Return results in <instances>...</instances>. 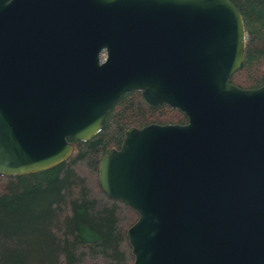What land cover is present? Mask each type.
I'll use <instances>...</instances> for the list:
<instances>
[{"label": "water", "instance_id": "95a60500", "mask_svg": "<svg viewBox=\"0 0 264 264\" xmlns=\"http://www.w3.org/2000/svg\"><path fill=\"white\" fill-rule=\"evenodd\" d=\"M230 0H0V175L54 167L122 95L186 123L129 127L98 181L138 219L132 264H264V85Z\"/></svg>", "mask_w": 264, "mask_h": 264}, {"label": "trees", "instance_id": "16d2710c", "mask_svg": "<svg viewBox=\"0 0 264 264\" xmlns=\"http://www.w3.org/2000/svg\"><path fill=\"white\" fill-rule=\"evenodd\" d=\"M230 1L246 33L243 65L230 82L258 88L264 85V0ZM186 121L179 110L147 106L140 91H130L92 138L68 139L74 151L66 161L32 174L0 175V264H132L126 231L138 214L100 189V159L120 147L129 127Z\"/></svg>", "mask_w": 264, "mask_h": 264}]
</instances>
